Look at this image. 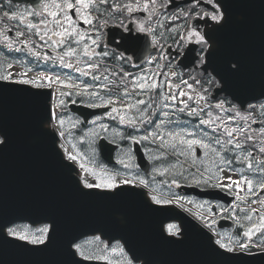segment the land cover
<instances>
[{
    "label": "water",
    "instance_id": "95a60500",
    "mask_svg": "<svg viewBox=\"0 0 264 264\" xmlns=\"http://www.w3.org/2000/svg\"><path fill=\"white\" fill-rule=\"evenodd\" d=\"M40 9L42 0H14ZM223 19L205 32L211 41L203 68L212 70L221 85L213 97L230 96L243 107L264 98V0H216ZM110 36V33H109ZM144 38V39H143ZM144 56L151 47L148 36L139 37ZM197 58L188 47L179 64L189 68ZM52 90L0 79V264H114L85 259L74 244L90 235L109 243L121 241L142 264H264V250L228 252L212 232L175 205L156 204L144 188L121 184L115 189L86 188L78 166L58 145L59 135L48 127L52 119ZM85 120L98 109L71 104ZM102 156L115 163V145L101 141ZM138 162L150 164L140 145ZM201 197L230 202L219 190H199ZM219 220V227L229 223ZM179 222L181 236L169 234L166 224ZM17 222L48 223L44 243L33 244L8 236Z\"/></svg>",
    "mask_w": 264,
    "mask_h": 264
},
{
    "label": "flooded vegetation",
    "instance_id": "af4514ba",
    "mask_svg": "<svg viewBox=\"0 0 264 264\" xmlns=\"http://www.w3.org/2000/svg\"><path fill=\"white\" fill-rule=\"evenodd\" d=\"M5 1L9 3V0ZM51 2L55 7L56 5L60 6L56 7L57 14L62 16L60 20H63L67 13L76 22L75 27L77 31H88L93 34L99 33L105 39L106 44L100 45L96 51V57L98 59L102 58L112 71L135 70V65L133 64L135 55L126 54L117 47L108 45V29L115 28L117 32H121L124 35L144 33L146 32L147 24L152 18H155L160 23L169 22L174 24V22H177L181 24L178 29L171 27L161 32L162 40L167 43V46H171L168 57L174 61L179 60L189 44H197L199 58L196 59L191 68L195 69L202 76L201 70L205 62V53L210 46V41L205 36V28L207 25L212 26L213 23L222 19L213 21L211 19L213 15L223 17L222 11L215 0H155V4L152 3V0H107L106 3H96L95 6L88 8L87 11L92 21L91 24H88L77 15L76 9L79 5L76 4V0H43L42 7L46 3ZM69 2L74 5L72 9H68L66 6ZM146 3L148 4V10L144 9ZM172 3H175L176 6L172 9L168 8ZM9 4L16 5L13 1ZM126 5H132V11H128ZM196 17L202 20L197 23V28L192 23ZM141 24L144 25V31H140L139 26ZM64 27H67V25H64ZM61 30L62 28L60 27L59 32ZM183 31H185V34H183ZM190 32H196L204 36V42L198 43L194 35L189 38ZM181 35H183V41L177 45L176 43ZM53 38L59 40L60 37L53 35ZM115 42L120 44L123 40L118 37L115 39ZM134 50H139V47L135 46ZM208 74L211 73L208 72ZM125 93L127 92L119 91L111 95H105L97 101L86 102L85 104L88 105H103L105 101H113L112 104L107 106H99L103 110L107 107V110L105 112L102 111L103 113L96 116L92 122L85 123V126H94L93 128L97 133L99 132V138L106 136L110 141L118 145V150L128 147L132 148L136 142H140L152 165V172L148 176L152 180H157L166 187L171 188L175 196H191L186 194V191L195 186L201 189L217 188L213 186L216 182L214 178L207 184L203 183V179L209 176L215 177L216 174L223 175L230 168L241 170L238 171L239 179L244 176L243 174L248 172V167L243 165L244 163L237 161L234 156L235 154L230 153V151H223L221 145L215 143V139H220L218 136L210 135L200 130L186 113L174 108L173 103L163 96L164 94H157L147 88L141 90L139 93H127V95ZM140 100L146 103L138 104L137 102ZM149 104H151V107H148ZM129 105L133 107H129ZM112 107H116L119 110V114L112 113ZM145 109L146 111H144ZM141 111H144V117H141ZM164 113H167V116ZM120 115L125 116V122L122 123L120 121ZM145 117L149 118L150 122L145 120V122L141 123V120ZM128 119L136 120V126L129 124ZM82 122L83 120L80 123L84 124ZM157 125H160V127L157 128ZM153 132H156V136L150 135ZM168 133H180L181 135L169 136ZM188 133H192V135H188ZM144 136H149V139H142ZM157 137H162V139H158ZM181 139L203 140L205 143L211 144L213 148L221 151V155L230 159L232 163L228 165L222 164L220 159L210 151L208 155H205V152L208 150L200 145H194L189 148L186 144L180 142ZM221 141L223 142L224 140ZM227 147L230 148L229 145ZM259 149L256 153L258 160L255 162L251 177L254 185L264 176V173H261L257 168L258 164L260 167H264V156L259 157ZM221 168L224 169L223 172L219 171ZM197 179H200L201 182L197 183ZM223 190L235 196L234 209H245L247 213H251V209H261L262 211L256 213L258 218L264 213V207L260 204V201L264 200V190H261L258 185L254 187L252 192H249L248 188H245L243 196H240L244 199L240 200L237 199L239 191L235 187L231 191L227 189ZM202 202L206 206L213 203L210 199H204ZM220 204L226 206L223 203ZM254 224L257 223L239 218L233 221L232 228L246 231L252 228ZM257 234L261 235L264 232Z\"/></svg>",
    "mask_w": 264,
    "mask_h": 264
},
{
    "label": "snow or ice",
    "instance_id": "6c2138e0",
    "mask_svg": "<svg viewBox=\"0 0 264 264\" xmlns=\"http://www.w3.org/2000/svg\"><path fill=\"white\" fill-rule=\"evenodd\" d=\"M11 2V0H9V3ZM107 0H76V4L79 5V7L76 9L77 10V15H79L83 21L85 23H88V24H91V19H90V14L89 12L87 11L88 8L90 6H95L96 3H106ZM152 3L155 4V0H152ZM67 8L68 9H72L74 7V5L72 3H67ZM139 6V5H137ZM56 7H60L59 5H56ZM128 11H132V5H126ZM144 9L145 10H148V4L146 3L144 5ZM49 15L53 16L54 18L56 17L57 13L56 12H50ZM4 16L5 17H8L9 19H16L17 17V14L15 12H12L11 13V16H9V13L8 12H5L4 13ZM222 17H220L219 15H213L211 17V19L213 21H218L220 20ZM53 22L57 25V27H61L62 30L60 32H56V33H53L54 36H59L60 37V40L59 41H54L55 43H61L63 42V40L66 38V37H72V36H79L80 39H83V34L82 33H77L76 31V27H75V24L76 22L72 19L71 16L67 15V13L65 14V17L63 20H57V19H54ZM64 25H67V27H64ZM28 27L29 28H33V27H36L35 25L33 24H28ZM140 31H144V25L141 24L140 26ZM47 33H45L46 35ZM196 36L197 38V42L198 43H202L204 42V36L200 35L199 33H196V32H190L189 33V38H191L192 36ZM41 39H44L43 36H41ZM49 39H52V37H49ZM77 43L79 41H76ZM92 43H96L95 40L92 41ZM75 49L73 48H69L66 52H65V55L67 56H71L75 53ZM84 55H87L89 57H91L92 53L90 51H88L87 49V46H85V51H84ZM105 55H107V53H105ZM60 63L62 65H64L65 67H72L71 64H68V63H65L63 57L60 58ZM11 66V65H9ZM89 67H93V65H89ZM76 71L78 72H81L82 75H87V72H85L84 70L80 69V68H77ZM23 75H26V74H23ZM0 79H3V80H7L9 79V76H5V75H0ZM44 79H47L48 82H49V86H51V84L53 83H60V84H63L64 82L63 81H60L59 80V77H56V78H52V77H47L45 76L44 73H41L40 74V80H44ZM93 79L94 80H98L99 77L97 76H93ZM141 80H145L146 78H140ZM18 83H23V84H35L37 87L40 86L39 83H37V80L36 79H21L19 81H17ZM137 87H139L140 89L144 90V89H156L158 87V85L156 83H151V84H146V83H138L136 84ZM171 86V85H170ZM67 87H70V88H76V89H79L80 88V85L78 84H69L67 85ZM62 95L64 93H61ZM79 94V93H78ZM84 94H88V93H84ZM181 95H183L184 93H180ZM90 95L92 96H95L96 93H91ZM125 95H127V93H125ZM61 103H63V101H61ZM113 101L112 100H108V101H105L103 105H97V104H90L89 106L90 107H99V106H107L109 104H112ZM138 104H145L146 102L143 101V100H140L137 102ZM129 107H133L132 105H129ZM148 107H151V104L148 105ZM185 107H187V105H185ZM217 108H221L222 107V104H217L216 105ZM262 108H264V105L261 106ZM112 113H117L119 114V110L116 108V107H112L111 109ZM146 111V109L144 110ZM144 111H141L140 115L141 117H144ZM181 111H183V109H181ZM190 115H194L196 114L195 113V110H193V112H190L189 113ZM165 116H167V113H164ZM209 115L211 116V113H209ZM115 118V117H113ZM119 119L120 121L123 123L125 122V116L124 115H120L119 116ZM145 120H148V122H150V119L145 117L144 119L141 120V123L145 122ZM60 125L62 126L64 121L61 119L59 121ZM128 123L131 124L132 126H136V120L134 119H128ZM163 123V122H161ZM203 124H211L212 121L210 120H205V121H202ZM160 125H157V128H159ZM262 134H264V129H261L260 130ZM233 132H238V133H244L245 132V129L243 128H234L232 130H229L226 132L227 136L228 137H232L233 136ZM62 134V133H61ZM150 135L152 136H156V132H153L151 133ZM169 136H180L181 134L180 133H168ZM188 135H192V133H188ZM158 139H162V137H157ZM134 139V138H133ZM142 139L144 140H147L149 139V136H144L142 137ZM252 139V136L251 135H247L245 136V140H251ZM180 142L182 144H186L189 148H191L192 146L194 145H200L201 147H203L204 149L208 150L205 152V155H208V152L210 151L211 153H213L216 157H218L221 161L222 164H225V165H228V164H231L232 161L230 159H227L226 157L222 156L221 155V151L217 150L216 148H213L211 144L209 143H205L203 140H200V139H181ZM0 143H2V141H0ZM215 143L216 144H220L221 145V149L223 151H230L231 149H229L227 147V145H233L235 149H240L241 148V143L240 142H236L234 144L233 142V139H228L226 141H221L220 139H215ZM162 146H164L162 144ZM174 147V145H173ZM260 152L264 153V147H261L259 149ZM251 152H249L246 156H244V160H249V158L251 157ZM67 159L71 160V161H77L78 157L76 155H72V154H68L67 155ZM237 161H240V157L237 156L236 157ZM82 169L85 167L83 163H81L79 165ZM248 168L251 170L253 168V165L251 162L248 163ZM257 168L259 169V171L261 173H264V167H260V165L258 164L257 165ZM223 168H221L219 171L220 172H223ZM231 171V169H229ZM236 171H241V170H236ZM195 178V177H194ZM215 179V184L213 185L214 187H219V188H223V189H227V190H233V187H235V189H238V190H243L242 188V185L246 184L247 185V188H248V191L249 192H252L254 187L256 185H258V187L261 189V190H264V176L261 177V179H259L257 182H256V185H254V182L252 179H248L247 177H241L240 179H234L231 175L229 176H222L220 174H216L215 177H212V176H209L208 178L206 179H203V183H209L212 179ZM141 184H144L145 182L143 180L140 181ZM197 183H200L201 180L200 179H197L196 180ZM122 183L124 184H129L131 183V181L129 180H124ZM173 183H175V181H173ZM84 186L87 187V188H106V189H114L116 187H118L119 185L115 182L114 179L108 181V182H97V183H88V182H84ZM153 201L156 203V204H160L161 203V200L157 199L156 197H152ZM237 199L240 200V199H244L243 197H240L239 194L237 193ZM255 203V201H253ZM167 203V201H166ZM260 204L262 205V207H264V200H261L260 201ZM253 212H255V209L252 210ZM248 219L250 220L251 217L249 216ZM171 231V229H170ZM47 232H48V228H43L40 230V235L37 237V236H29L27 235L25 232H21L15 228H7L6 229V234L8 236H11L13 238H16V239H19V240H27L29 241L30 243H33V244H37V243H44L45 239H46V235H47ZM254 232H264V213H262L260 215V220H259V223L258 224H254L252 228L244 231L243 235L247 238H251V236L253 235ZM216 243L219 245L220 248L222 249H226L228 252H233L234 249L232 247H228L226 246L224 243H222L220 240H217ZM79 248V246H77ZM239 247L243 250L244 248L247 247L246 244H239ZM85 259H89L91 257L89 256H85L84 257ZM129 264H131V262H129Z\"/></svg>",
    "mask_w": 264,
    "mask_h": 264
},
{
    "label": "rangeland",
    "instance_id": "374dc122",
    "mask_svg": "<svg viewBox=\"0 0 264 264\" xmlns=\"http://www.w3.org/2000/svg\"><path fill=\"white\" fill-rule=\"evenodd\" d=\"M63 118L64 119H62V117H58L56 126L61 136L60 142L67 155H76L78 159L75 162L78 163V165H80L81 163L84 164L85 167L83 169L80 167L79 171V175L82 178L83 182H108L114 179L115 182L119 184L122 183L124 180H132L134 182L143 180L147 185L146 187H148V189L150 190L151 196L156 197L157 199L161 200V202L164 201V196L171 197L174 199H181L175 196L174 193L171 191V188L166 187L163 183L154 180L153 182L148 181L150 183L148 184L147 179L142 173L134 171L135 163L133 162L134 153L132 152V150H126L120 155V159L122 161L120 169H123V171H111L105 164L101 163V161L98 159L97 147L93 146L95 138L98 134L94 128H91L86 132L88 141L87 144L84 145L83 152L78 151L79 146L83 143V138H80L79 136L75 137L74 132L71 131L67 133L65 129L66 127L70 129L69 126L71 125V122L69 119H66L65 117ZM61 119L64 121L62 126L59 123ZM225 174L226 173H224L222 176H224ZM248 179L251 178L248 177ZM242 188H247L246 184L242 185ZM45 227L48 228L47 225L32 226L27 223H19L12 226L11 228H15L21 232H25L30 237H38L41 234L40 230ZM167 229L171 234H178V232L180 231V227L176 222L170 223ZM97 241L102 240L100 239V237H90L78 243L77 246H79V248H77L79 249L81 255L84 257H91L89 259L110 261L115 264H129V262H131V264H140L134 262L130 258V256L125 251L122 243L115 242L109 245L107 242L99 244Z\"/></svg>",
    "mask_w": 264,
    "mask_h": 264
},
{
    "label": "trees",
    "instance_id": "16d2710c",
    "mask_svg": "<svg viewBox=\"0 0 264 264\" xmlns=\"http://www.w3.org/2000/svg\"><path fill=\"white\" fill-rule=\"evenodd\" d=\"M1 1V0H0ZM2 2V1H1ZM189 74H192L194 77H197V74H195L193 71L189 72ZM214 83H211L209 79H198V82L196 83L203 91H206L208 95L210 96L213 93L214 87L218 84L217 79L214 78ZM65 109V107L63 108ZM233 233L237 234L241 240L243 239V231L240 230H234ZM99 244H102V241H97ZM264 244V240L262 241Z\"/></svg>",
    "mask_w": 264,
    "mask_h": 264
}]
</instances>
